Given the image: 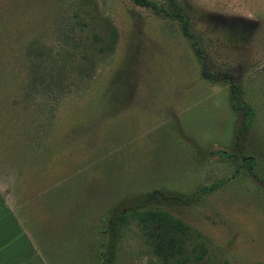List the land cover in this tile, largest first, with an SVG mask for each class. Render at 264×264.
<instances>
[{"label":"rangeland","instance_id":"obj_1","mask_svg":"<svg viewBox=\"0 0 264 264\" xmlns=\"http://www.w3.org/2000/svg\"><path fill=\"white\" fill-rule=\"evenodd\" d=\"M148 1L0 0V196L28 264H162L143 196L204 249L186 264H264V0Z\"/></svg>","mask_w":264,"mask_h":264},{"label":"trees","instance_id":"obj_2","mask_svg":"<svg viewBox=\"0 0 264 264\" xmlns=\"http://www.w3.org/2000/svg\"><path fill=\"white\" fill-rule=\"evenodd\" d=\"M134 4L150 8L155 12H160L157 6L148 0H131ZM175 18L179 25L180 31L183 37L191 39V33L189 31L188 21L179 12L170 14ZM239 108H242L239 106ZM245 113L248 118L251 116V111L245 109ZM245 165L250 173L252 161L251 159H245ZM178 200V198L174 199ZM139 208L140 211H131V215H136L140 226L141 234L147 241V244L151 247L152 253L160 259L162 264H186L188 262L197 263L200 260L201 254L204 253L203 248L192 247L189 252L185 250L186 241V229L177 220H174L166 212L153 208V196H143L140 199ZM130 214H118L110 218L107 221L105 231L114 237L117 227H120L126 220L127 215ZM111 248V245H109ZM198 248V250H196ZM112 251L108 250L106 255H111ZM107 262L108 259L105 258ZM28 264V263H24Z\"/></svg>","mask_w":264,"mask_h":264},{"label":"crops","instance_id":"obj_3","mask_svg":"<svg viewBox=\"0 0 264 264\" xmlns=\"http://www.w3.org/2000/svg\"><path fill=\"white\" fill-rule=\"evenodd\" d=\"M7 202L0 196V264H24L32 256Z\"/></svg>","mask_w":264,"mask_h":264}]
</instances>
